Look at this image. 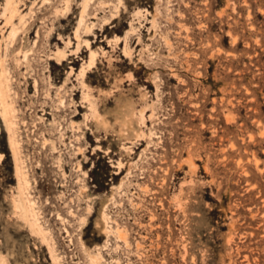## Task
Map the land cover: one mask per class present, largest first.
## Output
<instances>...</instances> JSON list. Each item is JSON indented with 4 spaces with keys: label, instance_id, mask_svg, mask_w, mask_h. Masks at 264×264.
Masks as SVG:
<instances>
[{
    "label": "rangeland",
    "instance_id": "374dc122",
    "mask_svg": "<svg viewBox=\"0 0 264 264\" xmlns=\"http://www.w3.org/2000/svg\"><path fill=\"white\" fill-rule=\"evenodd\" d=\"M66 2L0 0V75L9 72L7 102L27 123L19 134L30 192L61 264H93L84 248L97 247L105 264H264V0L88 1L78 29L97 52L88 89L78 73L89 51L83 42L76 50L75 36L82 0ZM85 91L107 131L95 127ZM123 102L144 107L136 133L120 129ZM15 189L0 102V257L53 264L47 242L14 213ZM103 209L128 245L97 225Z\"/></svg>",
    "mask_w": 264,
    "mask_h": 264
},
{
    "label": "bare ground",
    "instance_id": "6f19581e",
    "mask_svg": "<svg viewBox=\"0 0 264 264\" xmlns=\"http://www.w3.org/2000/svg\"><path fill=\"white\" fill-rule=\"evenodd\" d=\"M88 1H90V0H82V2H81V7L82 8H81V13H80V19L78 21V26H77L76 31H75V36L77 38L76 40L78 41L77 45H76V50H78L80 48V45L83 42L84 46L89 51V59H88L87 62L84 63V64H87V65L84 66V64H82L81 67H80L79 73H78V76H80V79H81L82 88H85V89H88V86L85 84V80H84V76L86 74V69L92 70V68L96 67L95 63H96V55H97L96 50H93L92 47L89 46L90 45L89 40L88 39H81L79 34H78L79 26L84 21V12H85L86 7L88 5ZM68 3H69V0H67V2H66V5H65L66 8H68ZM116 16L114 15L111 18L115 19ZM112 22H113V20L110 23H112ZM85 27H86V31L90 29V25L89 24H85ZM17 31L18 30L16 29L15 26H13L11 28V30L9 32L10 41L14 40V38H15V36L17 34ZM114 42H115V40H114ZM29 51H30V49L21 50V52H22V61L26 65V68L30 69V60H29V53L30 52ZM124 52L125 53H129V48L127 47V45H125V47H124ZM52 56H53V59H55L57 61V63H60L61 61L66 59L65 53L62 52V51H59V50L54 52ZM15 61L18 64L22 62L20 59H16ZM72 70L73 69L71 68V71L69 72L68 77L66 78V82L69 81V79H70L69 75L71 74ZM36 83L37 82L35 81V84H34L35 88L38 87L36 85ZM11 91H12V88H11V77L9 75V72L5 71L4 75L3 74L0 75V102H1V105H2L3 110H4V125H5L6 131L8 133V144L10 146V149H11L12 155H13V159H14L15 180H16V189L10 195V202L12 204V208H13L14 213L25 224H28L29 229H31V231L33 233H35L36 235L40 236V238L42 240L47 242L48 241V237H49V235H48L49 231H48V229L44 228V225H43V223L41 221V213H40V211H39V209H38V207L36 205V202H35L34 198L32 197V194L30 192V189H31V179H30V175H29V171L30 170H28V168H27V166L25 164V160L23 159V156H22V143H21L19 130H20V125H22V127L24 126L25 129H26L27 123H26L25 119L22 118L20 120L21 124H19V122L17 121V119L19 117L18 113L20 112L19 109L16 108L13 105L12 102L11 103L7 102V97L10 96V94H8V93H11ZM83 99L87 100L89 102V106L91 108V109L89 108L91 110L90 116H93L92 120L96 121L95 127L97 129H99L98 127H100L104 131H107V128L109 126V122L106 120V118H104V117L100 118L99 117L98 112L96 111V108H95L96 104L94 105L95 101L94 102L92 101V98H90V95H89L88 92H86V91L83 92ZM123 100L124 99H122V101ZM58 102H59V105L63 104V99L60 98L58 100ZM143 108L135 110V108L132 105H130L129 103H124V102L120 103L118 111H117V118H118L120 129H126L127 131L129 130L128 133L129 132H135L136 133V130L133 127V121L136 119L135 117H137L141 122L144 121L145 115H144V109ZM86 118H87V116H86ZM40 119H41V117H40ZM141 125H142V123H141ZM51 126H52V130L53 131L54 130H56V131L60 130V137H59L58 141L60 143L64 144V145H67L65 143V140H64V136H65L66 133L62 132L64 130V127H62V124L57 122L56 120H53V122H51ZM68 128L73 132L72 133L73 134V139L76 140V138H77L76 137V129L80 128L79 124L76 125L75 120L71 119L70 122H69ZM120 133L121 132H119V134ZM124 134H123V136H124ZM41 142H42L43 146L49 145V147H50V149L52 151H56L58 149L55 140L52 139V138H47L46 135H43ZM69 144L72 147H74L72 141H70ZM72 151L75 152V155H76V149L74 148ZM80 151H81V147H78L77 152H80ZM57 163H58V167H59V169H60V171L62 173V176H65V172L63 170L62 159H61V153L57 157ZM82 164L83 163L78 162V166L77 167L79 169H81ZM75 168H76V166H75ZM65 178H66V176H65ZM122 183H121V185L119 184V186H118L119 189L121 188ZM78 198H80V195L78 196ZM104 198L101 201H103ZM104 206H105V204H104ZM68 213H70L72 215L74 214V212L72 210H68ZM57 219H59L61 222H64V218L61 217L60 214H57ZM82 223H85V219H83ZM96 223H97V225H100L101 227H103V231L105 232L106 235L113 234L115 236V238H117L119 240H122L124 242V244H126V245L129 244L127 236H126V232L127 231H125L124 229H122L119 226H116L113 229L109 225V217H108L107 213L105 212V209H103L102 212L100 213L99 218L96 221ZM102 224H103V226H102ZM98 228H100V227L98 226ZM66 232L68 233L67 230H66ZM50 239H51V237H50ZM47 245L49 246V251H50L49 254L51 256L53 264H61L59 257L54 253L52 247L50 246V244L48 242H47ZM139 245L140 244L137 243L136 247L138 248ZM53 246H54V244H53ZM84 251L86 252V255H87V257H88V259H89V261L91 263H93V264H105L104 263L105 259L103 258L99 247H97L94 251L89 250V248L88 249L84 248ZM113 259L115 261V264H119V260H117L115 258H113ZM0 264H7V262L0 257Z\"/></svg>",
    "mask_w": 264,
    "mask_h": 264
}]
</instances>
